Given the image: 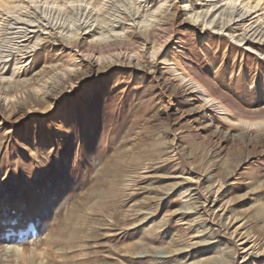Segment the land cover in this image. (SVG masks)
Returning <instances> with one entry per match:
<instances>
[{
    "label": "rangeland",
    "instance_id": "obj_1",
    "mask_svg": "<svg viewBox=\"0 0 264 264\" xmlns=\"http://www.w3.org/2000/svg\"><path fill=\"white\" fill-rule=\"evenodd\" d=\"M1 88L0 264H264V0H0Z\"/></svg>",
    "mask_w": 264,
    "mask_h": 264
},
{
    "label": "bare ground",
    "instance_id": "obj_2",
    "mask_svg": "<svg viewBox=\"0 0 264 264\" xmlns=\"http://www.w3.org/2000/svg\"><path fill=\"white\" fill-rule=\"evenodd\" d=\"M195 17V16H194ZM186 20V19H185ZM160 32H161V26H157L156 28L154 27V28H150V29H146L145 31H144V33H140V34H132V36L131 37H129L128 38V41L127 40H122V39H115V40H112V41H110V42H108L107 44H93V43H90V42H88L86 45H84V50H86L87 52L88 51H91V52H96V53H101V52H104V51H106V50H110V49H115V48H117V47H122V48H124V49H126L127 47H130V45L132 44V43H135V42H137V41H140V44H142V43H144V42H148V43H150L151 44V46L152 47H154L155 45H156V43H157V41H158V38H159V35H160ZM82 45V44H81ZM72 46H74V47H78L79 46V42H77L76 40H74L73 42H72ZM64 47V46H63ZM67 47V46H66ZM70 48V47H69ZM81 49H82V47H81ZM127 49H129V48H127ZM133 49V48H132ZM34 58V62L35 63H38L39 61H40V59H43L42 58V56L40 55V54H37L36 53V56L35 57H33ZM165 60H167V59H165ZM176 63H177V61H176ZM39 64V63H38ZM17 65H20V61H16V68L17 67H19V66H17ZM53 65V64H52ZM177 65H179V64H177ZM50 66V65H49ZM54 66V65H53ZM47 67V66H46ZM56 67V66H55ZM57 68H58V66H57ZM56 68V69H57ZM187 69H189V68H187ZM45 70V72L47 71L46 70V68L45 69H43V71ZM52 71H53V69H51ZM176 70V69H175ZM191 70V69H190ZM48 71H50V70H48ZM44 72V73H45ZM198 73V72H197ZM32 74H34V73H32ZM36 75V74H35ZM40 75H42V74H40ZM39 75V76H40ZM32 76V75H31ZM184 76H186L187 77V79H188V81H190V83L192 84V86L194 87V88H196L197 89V91H200V92H202V93H204V95H205V97L207 98V100L208 101H210V102H213V103H217V104H221L222 106H225V107H227L226 106V103L224 102V100H223V98L221 97V96H219L218 94H216V91H214V88L213 87H211L210 85H208V84H206V83H208V82H206V81H204L201 77H200V75H198V74H194V73H192V72H188V71H186L185 72V75ZM33 78H34V76H33ZM32 78V79H33ZM37 78V77H36ZM181 78H183V77H181ZM30 79V78H29ZM31 79V80H32ZM26 82V81H25ZM206 82V83H205ZM33 83H34V81H33ZM2 90V88L0 89V94L1 93H4L5 95H8L9 93H7V92H4L3 90ZM254 92V91H253ZM252 94V93H251ZM255 95V94H254ZM251 97V96H250ZM228 112L231 114V113H233L234 112V110H233V108H229V110H228ZM256 112H258V113H252L253 115H256L257 117H264V111H263V107H262V111H261V109H259V110H257ZM235 114H237V112H235L234 113V115ZM237 116H239V115H237ZM226 118H228V117H226ZM250 119H253V118H250ZM251 121V120H250ZM262 128V130H263V127H261ZM259 130H261V129H259ZM255 143H262V144H264V135L263 136H259L256 140H255ZM259 209H258V211L262 214H264V211H263V208H261L260 206L258 207ZM262 214V215H263ZM24 219V218H23ZM2 224V226H6V225H8V222H3V223H1ZM21 227H24V225H22ZM69 230V229H68ZM67 231V230H66ZM72 231V234H74V236H75V234L77 233L76 231H78V230H76V229H74V230H70V232ZM263 232V231H262ZM68 233H69V231H68ZM61 239H70L69 238V236H68V234L65 232H60L59 234H57ZM71 237V236H70ZM74 238V237H73ZM54 242V241H53ZM62 242H64V241H62ZM71 244L70 243V241L68 242V240H66V242H64V244ZM255 243V242H254ZM253 243V244H254ZM133 248H136L135 246L133 247V246H131V249H133ZM227 258H220L219 259V263L220 264H226L227 263Z\"/></svg>",
    "mask_w": 264,
    "mask_h": 264
}]
</instances>
